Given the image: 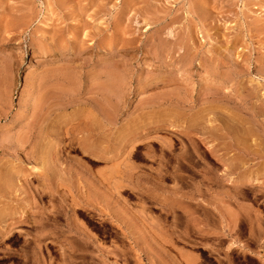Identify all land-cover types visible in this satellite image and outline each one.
Wrapping results in <instances>:
<instances>
[{
  "label": "rangeland",
  "instance_id": "1",
  "mask_svg": "<svg viewBox=\"0 0 264 264\" xmlns=\"http://www.w3.org/2000/svg\"><path fill=\"white\" fill-rule=\"evenodd\" d=\"M0 264H264V0H0Z\"/></svg>",
  "mask_w": 264,
  "mask_h": 264
},
{
  "label": "bare ground",
  "instance_id": "2",
  "mask_svg": "<svg viewBox=\"0 0 264 264\" xmlns=\"http://www.w3.org/2000/svg\"><path fill=\"white\" fill-rule=\"evenodd\" d=\"M42 56H45L46 54H41ZM121 98V97H120ZM68 101V100H67ZM66 101V102H67ZM103 108V107H102ZM108 112V111H107ZM95 125V124H94ZM98 125V124H97ZM87 127V126H86ZM95 128V127H94ZM135 128V127H134ZM90 129V128H89ZM212 131V130H211ZM215 132V131H214ZM87 133L88 134H93L92 132H91V130H89V131H87ZM140 133V132H139ZM82 135V134H81ZM106 135V134H105ZM200 137V136H199ZM74 141H75V138L74 137H70L69 139H68V147H70V148H73V147H75V144L76 143H74ZM86 141V140H85ZM87 142V141H86ZM88 145V144H87ZM79 146H82V143H81V145L79 144ZM85 146V145H84ZM103 148H105V147H103ZM102 148V149H103ZM85 151H86V153L87 152H89V153H93V154H95L96 156H98L99 158H101V156H102V154L104 155V153H102L101 152V150H93V148L92 147H90V146H87L86 147V149H85ZM193 153V152H192ZM105 156V155H104ZM218 157V156H217ZM215 159V158H214ZM94 160V159H93ZM101 160V159H100ZM103 179H105V178H103ZM103 185H104V183H102Z\"/></svg>",
  "mask_w": 264,
  "mask_h": 264
}]
</instances>
